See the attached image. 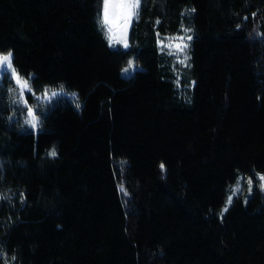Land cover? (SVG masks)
Returning a JSON list of instances; mask_svg holds the SVG:
<instances>
[{"label": "trees", "instance_id": "obj_1", "mask_svg": "<svg viewBox=\"0 0 264 264\" xmlns=\"http://www.w3.org/2000/svg\"><path fill=\"white\" fill-rule=\"evenodd\" d=\"M98 10L0 0V52L68 93L27 94L34 132L0 83V264H264V187L223 211L264 174V0H142L125 49ZM184 29L183 66L159 40Z\"/></svg>", "mask_w": 264, "mask_h": 264}, {"label": "rangeland", "instance_id": "obj_2", "mask_svg": "<svg viewBox=\"0 0 264 264\" xmlns=\"http://www.w3.org/2000/svg\"><path fill=\"white\" fill-rule=\"evenodd\" d=\"M102 15H103V0H102L101 17H102ZM134 18L130 19L128 22H125L122 19L117 18V19L114 20V22L112 24L113 35L115 37L119 38L120 41L126 40L128 46H129V41H128L129 26H130L131 22L134 20ZM104 32H105V36H106V39H107L108 44H109L110 47H112V48H124V49L128 47V46L125 47L123 42H117L116 40H113V42L110 43L109 36L106 34V29L104 30ZM179 37H182L183 40L181 41L180 39H173V38H179ZM177 44H181V45L186 44L187 47H184L182 51H178V49L175 47V45H177ZM188 45H189V35H188V30L187 29H184L181 34L169 35V36H166V37H164V38L159 40V46L161 47V49L166 50L168 53H170L174 57V59L178 63L183 65V66L186 64L187 58H188ZM7 53L8 52H4V53L0 52V54H5V55ZM130 62H131V65H132L131 68H129V63ZM137 68H138V66L134 63V61L130 60L128 62V64L122 69V74L125 75V76H129ZM125 69H127V72L124 71ZM21 78L22 79H26V78H23L22 76H21ZM12 81L14 83V88H16L17 86H16L15 79L13 78ZM28 93H31L32 96L35 98V100H37L41 104L44 103V105L49 103L51 100H53V99H55V98H57L59 96L68 94L64 90L54 89V88H45L41 92L35 93V92H33L32 88H31V91L25 92V94H24L25 95V99L27 101V104H25L24 102L17 103L16 102L17 101V97L13 93V95H14V99H13L14 104H18L21 107H26L24 120H23V127L31 129L34 132H36L38 130V128H35V129L32 128L31 125L27 124L25 121H26V118H27V109L29 107L34 109V114L36 115V117L38 119V116L36 114V108L38 106H37V104H35V105H30L29 104V102L27 100V94ZM45 93L47 94V98H45ZM69 95H71L72 98L75 97L72 94H69ZM69 95H66V97L70 98ZM38 97L40 98L39 100L37 99ZM261 176H264V174L257 175V180H256V176H252V177H249V176L244 177V176H242L241 177L239 175L237 177L236 181L238 179L240 180V191H238L237 193H242L243 191L251 190L250 189V185H249V181L250 180H251V188H253L254 186L256 187L258 185L262 186V184H264V181H261V179H260ZM257 182H258V184H257ZM236 185H237V182L234 183L231 188H235ZM248 195H249V192L247 194H245V198H247ZM229 196H234V195H233L232 192H230V195L228 194V196L226 198V201L224 203V206H223V211H225V208L227 209V207L230 204V203H228Z\"/></svg>", "mask_w": 264, "mask_h": 264}, {"label": "snow or ice", "instance_id": "obj_3", "mask_svg": "<svg viewBox=\"0 0 264 264\" xmlns=\"http://www.w3.org/2000/svg\"><path fill=\"white\" fill-rule=\"evenodd\" d=\"M142 3V0H103V15L102 17L99 14L98 10V22L101 24V29H106V34L109 36L110 43L113 42V40H116L117 42H123L124 46L127 47L126 40L120 41L119 38L115 37L113 35V28L112 24L115 19L119 18L123 21L127 22L130 19L134 17H138L139 14V7ZM173 39H180L183 40L182 37L179 38H173ZM190 39V37H189ZM175 47L178 49V51H182L184 47H187L186 44H177ZM13 55L11 52H8L5 54H0V82H2L3 79H8L9 82L14 78L16 81V88H13L11 91L15 94L17 97V103L24 102L27 104V101L25 99V92L31 91V83L30 81L33 79L31 76L27 77L26 79H22L18 71L14 68L13 63ZM131 62L129 63V68H131ZM127 72V69L124 70ZM61 90L62 86H61ZM75 96V94H72ZM45 98H47V94L45 93ZM40 99L39 97L37 98ZM79 107V104H77ZM27 124H30L32 128H38L40 125V121L37 119L36 115L34 114V109L29 107L27 109V118L25 121ZM51 155L55 156L56 152L53 150ZM163 167V166H161ZM261 181H264V176L260 177ZM250 189H251V180L249 181ZM262 187H264V184H262ZM230 191L235 195L238 191H240V180H237V185L235 188H231ZM232 196H229L228 203H231ZM227 209L225 208V211Z\"/></svg>", "mask_w": 264, "mask_h": 264}, {"label": "water", "instance_id": "obj_4", "mask_svg": "<svg viewBox=\"0 0 264 264\" xmlns=\"http://www.w3.org/2000/svg\"><path fill=\"white\" fill-rule=\"evenodd\" d=\"M128 22V21H127Z\"/></svg>", "mask_w": 264, "mask_h": 264}]
</instances>
